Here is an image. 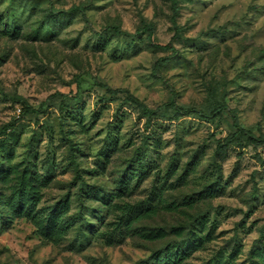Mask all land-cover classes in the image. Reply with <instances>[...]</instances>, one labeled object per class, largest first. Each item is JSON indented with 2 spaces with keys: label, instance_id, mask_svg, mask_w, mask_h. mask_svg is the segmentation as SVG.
I'll return each instance as SVG.
<instances>
[{
  "label": "rangeland",
  "instance_id": "374dc122",
  "mask_svg": "<svg viewBox=\"0 0 264 264\" xmlns=\"http://www.w3.org/2000/svg\"><path fill=\"white\" fill-rule=\"evenodd\" d=\"M178 6L176 28L171 0H0V198L37 179L31 215L0 217V264H144L174 244V264H264V0Z\"/></svg>",
  "mask_w": 264,
  "mask_h": 264
},
{
  "label": "trees",
  "instance_id": "16d2710c",
  "mask_svg": "<svg viewBox=\"0 0 264 264\" xmlns=\"http://www.w3.org/2000/svg\"><path fill=\"white\" fill-rule=\"evenodd\" d=\"M172 2V9H173V16L172 21L175 27L177 28V17L179 15V6H178V0H171ZM83 12V9L80 7H74L70 9L68 12H61L60 16L64 17L66 15L73 16L78 15ZM114 33L117 35H123L130 37L131 34L122 31L120 28H113ZM140 32L147 33L149 42L154 45L157 49L163 50V51H174L175 48L171 45H158L153 43V36L155 33V28L152 25L145 26L142 29L139 30ZM105 87V86H104ZM81 89V87H80ZM107 91L110 94H118L121 92V90H112L108 87H106ZM128 99L135 103L142 114H144L147 117H153L157 114V111L159 110H151L148 108L145 104H143L141 101H139L137 98L133 97L132 95L128 94ZM164 108H170L173 111H175L177 114H188V113H197L201 118H217L219 117L222 112L226 109L224 106H220L216 109H214L210 113H204L201 111H195L190 109H185L182 107H178L175 102H171L169 104H166ZM235 128L237 129V132L229 138V141H234L236 139L237 135L242 132V128H240L239 124L237 123V120L235 119ZM0 153H3L1 155L0 159V180L7 179L10 170H5L4 165L5 162L3 159L7 160L6 158L8 155H6L5 151L1 150ZM37 181L36 176L33 175V173L30 171V169L26 168L24 174L18 179V182L16 184V189L14 190V193L12 194V197H3L0 198V217L2 220V224H5L6 221H9L10 219H13L14 217L20 216V215H31V213L34 211V205L36 203V195H35V189L36 185L35 182ZM80 194L85 191V187H80L79 190ZM27 204V206H26ZM24 211H22V208H24ZM57 207V206H56ZM54 207V208H56ZM60 210L56 211L53 210L48 216H46L45 220H43V230L46 233H49L53 230L55 227L56 221L60 218ZM9 219V220H8ZM196 240L193 241L192 239L188 242V244L196 245ZM184 246L182 244H174L168 246V249L159 251L154 254V256L146 261L144 264H174L177 261H181L184 257ZM257 264V263H256Z\"/></svg>",
  "mask_w": 264,
  "mask_h": 264
}]
</instances>
